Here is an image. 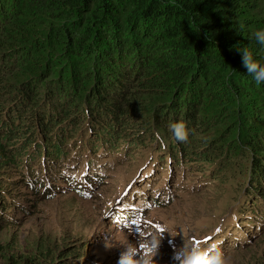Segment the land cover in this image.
Segmentation results:
<instances>
[{
  "label": "trees",
  "instance_id": "obj_1",
  "mask_svg": "<svg viewBox=\"0 0 264 264\" xmlns=\"http://www.w3.org/2000/svg\"><path fill=\"white\" fill-rule=\"evenodd\" d=\"M259 29L264 0H0V212L69 160L91 180L105 159L132 150L148 163L155 149L172 167L234 180L229 203L249 194L231 228L262 229L264 83L238 51L264 66ZM178 122L186 142L171 133Z\"/></svg>",
  "mask_w": 264,
  "mask_h": 264
},
{
  "label": "rangeland",
  "instance_id": "obj_2",
  "mask_svg": "<svg viewBox=\"0 0 264 264\" xmlns=\"http://www.w3.org/2000/svg\"><path fill=\"white\" fill-rule=\"evenodd\" d=\"M156 153L146 151L152 156L148 163L138 161L140 153L132 150L112 164L105 159L89 171L91 180L78 179V170L70 171L76 162L69 160L49 186L35 183L38 195L30 192L29 198L0 212V264H117L125 244L134 243L141 255H147L145 244L153 238L161 241L153 258L156 264H180L174 256L183 245L217 249L226 264H264V227L244 226L245 234L231 228L249 193L240 190V197L229 203L236 193L234 180L222 185L220 178L203 179L198 167H172L155 159ZM68 175L75 177L73 182ZM135 185H140L139 196L129 199ZM25 187L30 189L31 182ZM223 211L228 222L207 240L196 242L194 238L209 232ZM225 232L234 245L221 243Z\"/></svg>",
  "mask_w": 264,
  "mask_h": 264
},
{
  "label": "clouds",
  "instance_id": "obj_3",
  "mask_svg": "<svg viewBox=\"0 0 264 264\" xmlns=\"http://www.w3.org/2000/svg\"><path fill=\"white\" fill-rule=\"evenodd\" d=\"M256 43L264 47V29H259L253 33ZM241 54V63L246 69V73L251 76L257 84L264 83V66L254 62L253 54L247 47L238 48ZM172 135L178 142H186L188 138V130L183 123H175L170 125ZM160 239H151L145 244L147 255H141L138 247L134 243L125 244L124 250L121 251L117 264H156L154 257L157 255ZM189 247L190 250L185 251ZM180 261V264H226V257L217 249H199L195 246L180 247L174 256Z\"/></svg>",
  "mask_w": 264,
  "mask_h": 264
},
{
  "label": "water",
  "instance_id": "obj_4",
  "mask_svg": "<svg viewBox=\"0 0 264 264\" xmlns=\"http://www.w3.org/2000/svg\"><path fill=\"white\" fill-rule=\"evenodd\" d=\"M137 168H139V169L142 170L145 167H144V165H139L138 164V167ZM223 212H221V214L219 215V218H218V221H217L216 225H214L213 228L209 232L205 231V232H202L199 236H197V237L195 236L196 238H194V240L196 242H203V241L207 240L208 238H210L211 236H213L225 224L224 223V222H226L225 221V217H223V215L225 214V212L224 213ZM231 212H232V210L229 212V215H230Z\"/></svg>",
  "mask_w": 264,
  "mask_h": 264
},
{
  "label": "bare ground",
  "instance_id": "obj_5",
  "mask_svg": "<svg viewBox=\"0 0 264 264\" xmlns=\"http://www.w3.org/2000/svg\"><path fill=\"white\" fill-rule=\"evenodd\" d=\"M205 236H206V235H205ZM205 236H204V237H205Z\"/></svg>",
  "mask_w": 264,
  "mask_h": 264
}]
</instances>
